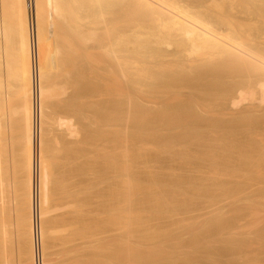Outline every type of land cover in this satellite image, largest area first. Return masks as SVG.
Returning a JSON list of instances; mask_svg holds the SVG:
<instances>
[{
    "label": "bare ground",
    "instance_id": "1",
    "mask_svg": "<svg viewBox=\"0 0 264 264\" xmlns=\"http://www.w3.org/2000/svg\"><path fill=\"white\" fill-rule=\"evenodd\" d=\"M54 28L56 29L54 30ZM57 37L58 40L61 38L62 40L57 41L55 39ZM197 69L200 74L192 75ZM210 74L214 79L208 80ZM202 77H207V80H201ZM101 91L103 93L101 95L107 96V98L104 96L107 105L110 103L107 102L108 97L112 99L110 100L113 103L109 104V110V105H105L104 102L109 111L105 109L104 113H100L104 120L97 117L99 113L97 110L103 108L97 109V100L95 101V97L98 96H96L97 92L101 93ZM84 95L88 97V103L86 102L82 106L78 103V108H75L77 107L75 106L77 103L74 104L75 99H81ZM68 97L75 98L74 103H71L73 105L69 104L74 108V110L71 109L73 110L71 112L69 108H67L69 112L66 108L64 109L67 107ZM84 101L85 98L82 103ZM161 103L162 105L171 103V108L177 107L170 108L167 112L168 106L166 105L165 110H160L159 107H155V110L154 106ZM220 103H227V105L238 107L240 110L250 106H253L252 108L259 107V109L264 107V0H0V264H14L15 256H19L15 255L16 252L13 253L16 251V248L13 250V247H16L13 245L14 242L10 243L11 246L8 244L9 241H13L14 236L9 233L12 234L14 229L11 230L10 227L16 221L17 231L20 235L18 236L20 240L17 239L21 241L17 243L21 244V246L17 245L20 247L17 250H20V254L25 252L20 255H24L25 258L28 255L27 251L29 252L27 264L28 262L30 264H50L47 261L48 248L50 247H48V241L66 231L70 234L69 236L64 234L65 238L67 240L71 238L70 240L73 241L69 240L68 242H72L73 246L82 243L81 248L85 247L83 251L89 249L87 253L91 248L90 253L94 252L95 244L93 242L97 243L96 241H98L99 243L100 240L105 242L102 248L96 250L100 254L94 252L93 256L98 254V258H103L98 259L97 255L95 259L98 260L91 259L93 258L92 254L88 255L89 259L86 258L83 251L82 256L85 258H82L81 251L78 252L81 250L80 244L78 245L80 249L76 247L78 251L75 253L77 252V254L74 253L76 248L74 247V249L71 245L70 248L73 250L69 248L68 251H64L70 252V255L73 251L72 257L74 254L76 257H79L77 255L81 257L77 258L78 260L75 259V262L69 261L72 264H113L116 262L117 264H146L147 262L152 264V261L159 260L158 252L151 256V250L149 252L147 250L145 253L143 249L144 255L146 254L143 257L142 251H140L141 253L137 251L139 248L136 246H144L143 240L148 243L155 240L152 242L155 245L163 235L161 231L154 228L157 219L159 218L158 223H160L162 218L160 219L157 215L154 217L150 209L144 213L145 209L142 208L145 190L149 186L144 187L146 178L142 179L145 182L142 185L143 181H140L138 174L145 172L142 169L143 162L138 163L140 152L145 145L142 128L146 126L145 135L149 137L151 132L155 130L157 132L160 127L166 128L165 131H167L171 127L178 126L177 123L180 120L186 119L187 123L188 119L190 123L189 119L191 121L196 119L199 129L204 123L203 119L205 118L203 117L206 116L202 113L210 114L219 110ZM218 104L219 108L216 109ZM225 108L230 107L225 105ZM252 108L248 109L252 111ZM169 110L172 114L168 113ZM220 114L215 113L214 115ZM170 115L178 118L179 121L175 122L172 119L168 123L167 117L169 119ZM200 115L202 116L200 117ZM216 117L220 118V116ZM199 118H203L201 123L197 121ZM243 118L245 117L240 120ZM216 119H211V124ZM165 120L167 121L165 122ZM207 120L209 121V119ZM245 120L250 121L247 118ZM218 122L216 123L218 124ZM101 123L107 125L100 128L101 130L106 129L109 136L114 134L113 141L110 142L111 135L107 142V144L113 143L109 146V148L111 147L109 151H113V153L111 152L113 156L109 151L105 152L109 158H112L110 162H114V174L110 177L112 182L110 190L108 191L109 187L107 189V197H104V193L101 192V198L97 202L100 203V199L104 201L101 202V206H106L107 209L106 207L104 209L109 211V214L111 213L110 217H107L109 220H105V228L103 226L104 218L103 223L102 218L99 219L101 222H97L99 221L97 219L98 226L99 223H102L101 226H103L102 228L99 226L100 230L96 226L94 227L97 224L94 223L97 216L95 214L101 212L100 215L105 213L107 216V212L103 208L100 210L99 204H97L99 211L95 207L98 191H95L93 173L91 172V177L82 179V175L84 176L86 171L82 172L80 176L77 170H74L77 174V181L72 178L73 176L69 177L75 181L73 183L71 180L73 183L71 186H69L71 184L69 181V187H66L59 184L62 179H57L55 166L59 165V159L65 161L67 160L65 158L69 157L67 156L68 143L72 144L73 151L76 149L73 153L75 156H72L74 160L82 153L84 156L90 155L91 159L98 158L96 147L99 137L97 136L106 133L104 131L105 133L102 134L103 131L98 130V126H101L98 124ZM196 123L194 122L195 127ZM183 125L185 124L183 123ZM192 126L193 124L191 128L189 127L191 130ZM150 128L154 129L150 131ZM109 130L113 133H110ZM185 130L186 132L183 129L184 133L180 135L181 137L188 133V127ZM195 130L196 134L194 135H197V129ZM156 132L155 135L158 133ZM188 136L190 135H186L187 140ZM158 138L161 137L158 136ZM177 139L179 138L177 137ZM181 139L177 141L181 140L182 142H180L183 143V138ZM102 140H100L101 144H105L102 143L105 137H102ZM173 140L174 138L171 139V142L175 143L176 140ZM187 140L184 142L186 143ZM191 140L189 139L188 143ZM133 150L137 152V155H134ZM100 159L102 158L100 157ZM107 160L104 159V162L106 163ZM60 162L62 161L60 160ZM68 165L70 166V163ZM157 177L155 178L157 179ZM104 178L106 179V177ZM155 182L159 187H162L159 189L167 187H164L165 181L164 185L160 183L163 186L157 181ZM153 186L158 188L157 185H150L148 190L153 192L151 189V187L154 188ZM181 191L183 190L181 189ZM56 192L59 195L60 193L69 195H64L67 197L66 199L61 198L65 199L64 201L61 199L55 201ZM148 193L146 196H152L153 199L152 193L150 195ZM108 196L112 201L111 204L108 203L109 200H105ZM154 198L156 200L159 198L157 193ZM161 198L163 200V197ZM176 198L177 195L175 198L173 196L175 201ZM11 199L14 200V207H16V209L14 208L16 218H13L16 219L15 222L11 218L13 215L9 213L13 208H10L12 204L9 203V200L11 202ZM57 201L60 203L57 204ZM157 201L156 205H159ZM102 203L110 204V206H104ZM141 208L143 214L140 211ZM65 210L68 211L66 214L63 212ZM59 212L64 215L69 214L68 221L65 222L66 226L63 225L64 223L62 224L64 215ZM147 212H150L148 215H152L153 218L150 219ZM11 213L13 212L11 211ZM58 213V217L60 216L59 218L62 219L60 222L62 227L59 225L61 219L58 221V218L55 217ZM138 214L148 217L150 219L148 221L151 222H153L152 219H155L156 223L153 222L155 226L147 220H141L143 218ZM100 215L98 214V217ZM54 217L58 221L57 224ZM65 217L67 218V216ZM52 218L54 224L51 222ZM168 218H171L170 220L174 224L177 221L174 220V217L172 219V215ZM10 220L11 222H9ZM191 220L188 222L190 224L185 223L188 228L189 226L193 227L192 223L195 218L193 221ZM261 220L263 219L261 218ZM184 221L181 220L176 224L182 227ZM163 223L161 222L162 225ZM172 223L171 228L168 225V230L177 226ZM160 225L157 226L159 230ZM12 227L14 228V226ZM162 227L165 230L166 225ZM183 228L185 229V226ZM172 230L179 234L176 228ZM165 233L170 234L172 231L170 230L169 233L166 230ZM195 237L198 239L200 236L195 235ZM10 238L11 240H9ZM60 239L61 237H59ZM67 240H62V244H64L63 241L67 243ZM135 241L143 244H136L137 250L133 245ZM194 241L192 242L195 243ZM55 243L53 242V246L56 248L57 244L54 245ZM84 243H92L94 246L90 244L92 246L86 245V248ZM66 245L64 244V246ZM98 246L99 244H97ZM176 246L179 248V245ZM175 248L174 251H178V248ZM183 248L182 245L181 250ZM183 252L185 251L183 250ZM55 253L57 252L55 251ZM11 255L14 258H10ZM23 257L19 258V261ZM60 257H64L63 254ZM74 257L69 260H74ZM61 258L58 259L61 260ZM12 259L15 261L13 262ZM24 259L20 261V264L23 261L26 264V259ZM137 259L139 260L137 261ZM170 261L169 264H174L176 260L173 262L170 259ZM51 262L53 263V261ZM176 263L178 262L176 261Z\"/></svg>",
    "mask_w": 264,
    "mask_h": 264
},
{
    "label": "rangeland",
    "instance_id": "2",
    "mask_svg": "<svg viewBox=\"0 0 264 264\" xmlns=\"http://www.w3.org/2000/svg\"><path fill=\"white\" fill-rule=\"evenodd\" d=\"M55 29L56 28H54V30ZM55 39L57 41L62 40V38L58 40V37ZM194 73L192 75H199L200 74V73H198V69L195 70ZM211 78L214 79L213 77H211V74H210V76H208V80L209 79L211 80ZM200 79L201 80H203V79L207 80V77L206 78L202 77ZM101 94H103L102 91H101V93L97 92L96 96L97 95L98 96L95 97V101L97 100L96 101V104H97L96 108L97 109L103 108L101 110H97V112H99L97 114V117L98 118L101 117V120H104V118L101 116L100 113L101 112L104 113L107 110L106 107L109 104L112 105L113 103H111L112 99L108 97L109 100H107V102L108 103L110 102V103L107 105V103L105 102L107 96L101 95ZM85 96L86 95L81 97L82 100L85 98L84 103H82V100L80 98H79L80 100L77 98L76 99L74 98L75 99V103H74L73 102L74 99H71L70 97H68L67 100H68V102L69 101L70 102L69 103L67 102V104H66L67 107H64V109L66 108V110L68 112H69V110H70V112L73 111L74 108H73V106H71V105H73V104H71L72 102L74 104L77 103V105H75L77 107L74 106L75 108H78V105H79L78 103H80V106L86 104V102L88 103V99H87L88 97L87 96L85 97ZM100 96H101V98H100ZM104 96H106V98ZM69 98H70V100H69ZM77 100H78V102H77ZM79 101H81V102H79ZM69 104H71V105H69ZM102 104L103 105L105 104L107 106L106 107H105V105L101 106ZM167 104H169V105H167ZM170 104L171 103H166V104L162 105V103H161V104H157L159 106H157V105L154 106V104H152V105L154 106V108L159 107L160 110H165L166 109L165 105H166V106H168V108L166 109V112H167V110L172 107V104L171 105ZM223 104L224 103H222V104L220 103V106H221L220 108H219V104L217 105L218 107L216 106L217 107L216 109L219 108V110H215L217 112H215V111L211 112L214 114L215 113L216 114L221 113L220 115H216V116H220V118L219 117L217 118L214 114H211V113L210 114L202 113V115L205 114L206 116L204 115L205 117H203L205 119L199 118V120H197V121H199V123L202 122V119L204 121V123H202L203 125L201 124V126H200L201 128H199V129H198L199 124H198V122L196 123V121H195L196 119L195 120L193 119L194 121H191V119H189L190 123L188 122V119H187V123H186V119H183V121L180 120V122L182 121V123H180V122L177 123L178 126L171 127V128H169V130L167 129V131H165L166 128L160 127L157 130L158 133L155 130V131H153L154 133L153 132L150 133L149 137H146V135H145V132L147 130L146 126H143L144 129L142 128V131L144 133L145 145L142 148L143 150L140 152L141 156H140V159L138 160V163L143 162L142 163L143 166L142 165L141 166H142V169L145 170V172L144 173H138V174L140 176L139 177L140 181H143L142 179H144V178L147 179V181L145 179V182L147 185L145 184L144 181H143V183L142 182L141 183H142V185L145 184L144 187L145 186L147 187L149 185L147 188L145 187L149 193L145 190V198L143 199V202H142V208L144 207L145 210L143 211V209L141 208L142 210H140V211L141 212L143 211L145 213L146 211H148L150 209V212L154 217L157 215L160 217V219L162 218V221L160 220V223H158L159 222L158 217H156V218H158L157 223H156L155 219H152V221L153 222L155 221V223H156V227H154V228L158 229V231H161V234H163V235H161L162 238L165 237V239L166 238L167 239L165 240V239L160 238L155 243V245H154V243H152V242H155V240L150 241L149 243L143 240V242L147 243V244L144 243L145 247L136 245V244H139V245H143V244H141L142 242L139 243V242L135 241L136 243L134 242L135 244L133 243V245L134 246L136 245L140 250L139 249L137 250L136 246L135 247L133 246V247L136 248V250L139 252L142 251L143 257L146 256V254L144 255V251L146 253L147 250H148V252L150 250L151 251L156 250L155 252L152 251L154 253H152L151 251H150V253L152 254L151 256H154L158 252V255H159L158 259L159 260L152 261L151 262L152 264H166V263L169 264L170 259L173 262H174V260H176L178 263H181V264H186L188 262H189L188 264H246V263L247 264H264V221H263L264 220V164H263L264 163V160H263L264 159V149H263L264 143L262 144V142H264V130H263L264 129V109H263L264 107L263 108L261 107L262 109H259V107L258 108H256V107L252 108L253 106L252 107L250 106L248 108L253 109L252 111H250L251 109L249 110L247 107H244L245 109L243 108L242 110H240L238 107L234 108V107L227 105V103H225L224 106H222ZM110 105L108 106V108L110 107ZM160 105H162L164 107H162ZM225 105H226V107H230V108H225ZM176 107L177 106H175V107L173 106V108H176ZM67 108H69V110ZM72 108H73V110H71ZM173 108H171V109H173ZM255 108H256V110H255ZM257 109H259V110H257ZM103 110H104V112H103ZM109 110H110V108H109ZM155 110H156V108H155ZM244 110H247V111H244ZM218 111H221V112L219 113ZM168 113L172 114V112L170 113V110L168 111ZM236 114H237V116H236ZM202 115H200V117ZM226 115H227V117H226ZM167 116L169 117V115H167ZM172 116L173 115H170V118ZM211 116H212V118H210ZM168 117H167V120H169L168 123H170L172 119H174L173 121H175V122H176V120H178V118H174V116L171 119L170 118L168 119ZM242 117H245V118L249 119L250 121L245 120V118H243V120H240ZM207 119H209V121ZM211 119L212 120L216 119L215 122L212 121L214 124H216L215 126H213L214 125L213 123H212L213 125L211 124V121H210ZM229 119H230V121H228ZM236 119H238L237 120L238 124L236 123ZM101 120H98V121H101ZM167 120H165V122ZM218 120H220V122L223 123V126L220 127V125H222V123L219 124L220 122H218ZM241 121H242V124L239 125V123H241ZM243 121H244V123H243ZM194 122L197 124L196 127L194 126ZM209 122L211 125L210 124L208 125ZM216 122H218L219 126ZM183 123L185 125H183ZM231 123H232V125H230ZM233 123H236V124L233 125ZM192 124H193L192 130L197 129V135H194V134H196V133H194V132H196V130L192 131L190 129ZM98 125H101L102 127L98 126ZM98 125L97 126L99 129L98 128L97 129L100 130L101 132L103 131L102 134L105 133L106 129H103V130H101V129L103 127H105L106 124L101 123ZM108 127L112 128L111 126H108ZM178 127H180L181 130H179L180 128L177 130ZM182 127H185V128H182ZM187 127H188V131H187L188 133H185V135H183L184 137H181L180 135H182V133H184V131L186 132L185 129H187ZM213 127H215V128H213ZM172 128H173V130H171ZM174 128H176V129H174ZM216 128H217V130H216ZM153 129L154 128H152V130ZM183 129H184V131H183ZM58 130H60V129H58ZM152 130L150 128V131H152ZM178 131H180V132H178ZM181 131H183V132H181ZM191 131L193 134L192 133L190 134ZM137 132H138V130H137ZM155 132L158 134V135L156 134L157 136L155 135ZM159 132L162 133L161 134L162 136L160 135ZM110 133H113V132L110 131ZM98 134H100L99 131H98ZM105 134H103V135L100 134V136H97V137H99L98 138L99 140H98V144L96 147V156H98L99 159L98 158H96V159L92 158L91 159L90 155L84 156V154L82 153L80 157H78L76 160H74V158L72 156H75L73 153H74V151H76V149H74V151H73L72 144L69 145V143H68L67 144V147H68L67 153L68 154L67 153L66 154L69 157L66 156L67 158H65V159H67V160H65V161H64V159H59L58 160L59 162L58 161L57 162L59 163L60 166L57 164H56L57 166H55V171L57 170L56 175L58 176L57 179H62L61 181H59V184L60 185L62 184L66 187L71 186L77 178V174L75 173L74 170H77V173L80 174V176H81L82 172L86 171L85 175L84 176L82 175V179H86V178L91 177L92 173H93V178L95 179L94 180L95 189H96L95 191L96 192L98 191L97 197H96V204H95V207L97 210H98V208H100V210H102V208L104 209L106 207L105 205L110 206V204L112 202V201H110V198L108 196V198H105V200H109L108 201V203H110L109 205L107 203L105 205L102 203V205L105 206V207H102L101 202H104V201H102L101 199H100V203H97V202H99V198H101V196H100L102 194L101 192L104 193V195H105V196L103 195L104 197H107L106 193L110 190V188H111L110 184L112 182L111 181L112 179L110 177L114 174V170H113L114 169L113 168L114 162H110V161H112V158H109L107 153H105L106 151L108 152L111 149V147L109 148V146L111 144L110 142H112L114 139V137H113L114 134H110V136L112 135V137H113V138L112 137L110 138L111 140L109 139L110 136L108 135V133H107V135H105ZM152 134H153V136H152ZM187 134H189L191 137L193 136V138L188 136L189 137L188 140L189 139L194 140V141L191 140L192 143L190 141L189 142L190 144L188 143V140L186 137ZM201 135H203V136L201 137ZM158 136H160L161 138L159 139ZM102 137L103 138L105 137L106 141L104 140V142H102L105 144H101L100 140H102ZM177 137L179 139L183 138V143H181L182 142L181 141L182 139H181L180 140L181 142L179 141L180 142V144H179V142L177 141L179 139H177ZM173 138H174L173 141L176 140V142H178L176 144L177 146L173 145L174 142L173 143L171 142V139H173ZM184 138H185V140H184ZM109 140H110V142H109L110 144H107V142ZM186 140H187V142L185 143L184 141H186ZM165 143H168V144L166 145ZM181 144H184L186 146H183ZM73 145L76 146L75 144H73ZM100 145H103L105 147L104 148L102 146L104 148V150H101L103 148ZM111 145H113V143ZM172 145H173V147H176V148H173ZM262 145H263V147H261ZM166 147H167V149H166ZM260 147H261V149H260ZM133 151H134L133 152L134 155H137V152L135 150H133ZM109 152L113 153V151H109ZM103 154H105L109 159L105 155L100 156ZM111 156H113V154ZM70 157H71V159H69ZM81 157L83 158V160ZM100 157L102 159H100ZM79 159H81V160L79 161ZM104 159L105 160L108 159L106 163L104 162ZM152 159H154V160H152ZM60 160L62 162H60ZM259 161H262V162H259ZM65 162H67L66 163L67 165L65 164ZM68 162L70 163V166L68 165L69 164ZM108 162H109V164H108ZM105 164H107L109 166L107 167V165L105 166ZM111 165H112V168H111ZM146 168H147V170H146ZM108 169H110V170L108 171ZM88 171H89V173H88ZM107 171H108V173H107ZM259 171H260V173H259ZM103 172H104V174H103ZM141 174H142V176L144 175L143 178H141L142 177ZM147 175H149V176L147 177ZM74 176H75V178H74ZM102 176L106 177V179H108V180H106L104 177L101 178ZM156 176H158L157 179L155 178ZM69 177H72L75 180H73L72 178L70 179ZM152 178H153V180H152ZM154 178H155V180H154ZM233 178H236V179L234 180ZM66 180L68 181V183ZM71 180L73 183L71 182ZM101 180H103V181H101ZM69 181L71 182V184ZM108 181H110V182H108ZM155 181H157L159 184L163 183L165 181V183L167 185L165 183H163V185L165 184L164 187L165 186H167V187H165L164 189H159L162 187H159ZM64 182L66 185L64 184ZM104 182L108 183L109 185L105 184ZM154 182H155V184H153ZM150 185H157L158 186V188L156 186H153L155 188V190L157 189L156 192H155L154 188H152V187H151V189H153V192L148 190V188H150ZM160 185L163 186L162 184H160ZM97 186H98V188H97ZM108 187H109V189H108ZM178 187H180V188H178ZM103 188L105 191L103 190ZM107 189H108V191H107ZM170 189H171V191H170ZM181 189L183 191H181ZM179 190H180V192H179ZM146 192L148 193V195H150L152 193L151 195H153V199L155 200V202L151 198L152 196L151 197L146 196V194H147ZM154 192H155V194H154ZM158 192L162 193V194H159ZM156 193H157V196L159 197L158 198L159 200L157 199L158 201L154 198V195H156ZM55 194L57 195L56 199L54 198L55 201L60 200L61 198L66 199L67 197H65V196L69 195V194H66V195L64 194L65 195L64 196L61 193L59 195L58 192H56ZM176 195H177V198L175 201V199H173V196L175 198ZM234 195H236V196H234ZM179 196H180V198H179ZM161 197H163V200H161L162 199ZM164 198H166L168 201ZM65 199H63V200L61 199V201H64ZM148 199H151L152 201L148 200ZM11 200H12L11 202L9 200V203L12 204V205H10L11 206L10 208L13 207L11 209V211L13 213H11V211L9 213L11 215H13V217H11L13 219V218H16L15 217L16 215H14V214H16V212H15L16 207H14V200L13 199H11ZM103 200H104V198H103ZM156 201L158 202L157 204H159V205H156ZM174 201H175V203H173ZM56 203L58 204V203H60V201L59 202L57 201ZM97 204H99V206ZM167 204L169 207L166 206ZM176 205H177V207H176ZM215 205H217V206H215ZM97 206H98V208H97ZM177 208H178V210H177ZM106 209H107V207H106ZM106 209H104V210H105V212H107L106 213L107 216L105 215V213L100 215L101 212H98L99 210L97 211L98 213L95 214V216L96 215L97 216L95 217L96 219H95L94 223L101 222L104 218V220H103L104 223L102 221L103 226H104L105 220L106 219L109 220L107 217H110V214H111V213L109 214L108 213L109 211H106ZM165 209H167V210H165ZM201 211H204V212H201ZM63 212H64V214H66L68 211L65 210ZM143 212H142V214H143ZM59 213L64 215L62 212H59ZM59 213L55 216L58 218V221L61 219V218H59L60 216L58 217ZM149 213L147 212L146 214L148 215ZM256 213L258 216L256 215ZM259 213L261 214L260 216H259ZM98 214L101 217L100 216L98 217ZM108 214H109V216H108ZM167 214H169L170 216ZM149 215H148V217L150 219L153 218L152 215H151L152 217ZM165 215H167V216L165 217ZM171 215H172V219L174 217L175 218L174 220L175 221L177 220L176 221L177 223L181 222V220H185L184 221L185 229L183 228L184 226L179 227L175 221H174L175 224L172 223V220H170L171 218L170 219L168 218V217H171ZM65 216H67V218ZM68 216H69V214L64 215L62 218L64 222H62V219H61L59 221V225H60V222H62V224L64 223L63 225L66 226L65 222L68 221L67 220ZM139 216H141V215H139ZM204 216H205V218H204ZM55 217H54V221H56V224H57L58 221H57V219H55ZM148 217H145L143 215V217H142L143 219H141V218L140 219L143 221L147 220V222H150L151 224H153L155 226V223L148 221V220H150ZM11 218H9V219H11ZM194 218H195V221H193ZM261 218L263 220H261ZM97 219L98 220L101 219V221L100 220L97 221ZM189 219L190 220L192 219L191 221H193V223L192 222L191 223L193 225L192 224L191 225L193 227L189 226V228H188V226H186L185 223L190 222ZM199 219H201V220H199ZM187 220H189V221H187ZM13 221L15 222L16 219H13ZM13 221H12V224H13ZM54 221L52 218L51 222L53 224L55 223ZM9 222H11V220ZM161 222L162 223L164 222L163 225L161 224ZM102 223H99L100 224L99 226H101ZM171 223L175 226L177 225L176 227H174L173 225L172 226H173V228H176V230L178 231L177 233H179V234L174 233L172 230L173 228H172V229H170L173 233V235H172V233H170V230L167 229L168 225L170 226ZM194 223L197 225H195ZM10 224H9V227H10ZM53 224H51V226ZM164 224L166 225L165 230L162 227V226H165ZM188 224H190V223H188ZM148 225H150V224H148ZM153 225H151V226H153ZM159 225H160V230H159V227H157ZM12 226H14V228ZM12 226L10 228H12L11 230L14 229L15 232H13L14 231L13 230L12 231L13 235L11 233H9V234L11 236H14V238H13V241L10 238L9 240H11L12 242L9 241L8 244L14 242L13 245H16V247L14 246L13 250L16 248L15 249L16 251H13V253L16 252L15 255L20 256L21 254H24L25 252L20 254V250H17L20 248V247H17V245L21 246V244H17L18 242L19 243L21 242V241H19L20 239L18 238V236H20V235L17 231V229H18L17 228V226H18L17 221ZM95 226L100 229V227L98 226V223L95 224L94 227ZM103 226H101V228ZM56 227H58V225H56ZM61 227H58V228H61ZM105 227L106 226H104V228ZM97 228H95V229H97ZM170 228H171V226H170ZM100 230H98V232H100ZM163 230H164V232L162 233ZM166 230L170 234L165 233ZM174 231H175V229H174ZM197 231H198V234H197ZM164 233H165V236H164ZM64 234H68L67 236H69L70 232L68 233V231H66ZM64 234L58 235V236L61 237L62 240H65V239L67 240V238H65ZM194 234L197 235L198 237L199 236L200 237L198 239H196L197 237H195ZM58 236L52 237L48 241V247L49 246L50 247L48 248V258H47L48 260L47 261L50 264H54V262H56V261H58V262H56L58 264H59V262H60V264H68L72 261L75 262L76 260H78L81 257L85 258L86 256H87L86 258L89 259V256H90L89 254H92V256H93L94 252L98 253L99 251H96V250L98 248L100 249V247L102 248V245L104 246V244H105V242H103L104 240H100L99 243H98V241H96L97 243L93 242L96 247H97V244H99V246L96 248L92 243H90L94 246V248H93L94 252L90 253V251L92 250V248H91V250L87 253V251L89 250L87 248V246L91 247L92 245L84 243L85 246L87 245L86 246L87 250L83 251L85 247L82 249L81 248L82 243H78V245L79 244L81 245V246L79 245L81 250L78 251V249H77V248H79L78 245L74 244V246H73L71 244L73 241L70 240L71 239L70 237H69L70 239L69 238L68 239L72 242L71 243L68 242L69 240L66 241L67 243H70V244H67V243H65V241H63L65 245L67 244L69 246V247H66L67 245L64 246V244H62V240L61 239L59 240ZM173 236H175L176 238ZM56 237H57V239H56ZM62 237H64L65 239ZM194 239H195V241H194ZM160 240H162V241H160ZM192 241H194L195 243H193ZM53 242H56L54 245L57 244L58 248H57V245H56V248H55V246H53ZM101 242H103V243H101ZM157 243H158V245H157ZM192 243H193V245H192ZM148 244H150L149 246L151 249L149 248ZM175 244L179 245L180 249ZM258 244H260V245H258ZM71 245L73 248L77 247L76 248L77 250L74 248L75 249L74 253H75V251H78V252L81 251L80 252L81 257H80V255H77L79 257H76V255H75V254H77V252H76L73 255V257L75 256L76 258L74 257V260H72L73 259V257H72L73 251H71V253H72L71 255H70V252H68L69 253L68 254L67 252L64 251V250L69 249L71 247ZM182 245L184 247L183 250L185 252H183V250H181ZM10 246H11V244H10ZM51 247L52 248L54 247L53 250ZM175 247L178 248V251L177 250L174 251ZM59 248H61V249H59ZM73 248L72 249L70 248V250H73ZM54 249H57V250H54ZM143 249H144V251H143ZM55 251L57 253H55ZM82 251L84 252L85 257L82 256V254H83ZM165 252H166V256H165ZM27 253L29 255L28 251H27ZM96 253H95V255H96ZM62 254L64 257L61 258L60 255H62ZM99 254H100V252H99ZM12 255H14V254H12ZM12 255L10 258H14ZM28 255L26 256V258L23 257L24 255L20 256V257L18 256V257L19 258L23 257V259L25 258L26 260L25 259L24 260L27 264V261L29 260ZM158 255H156V256H158ZM96 256H93V258H91V257L90 258L95 259ZM18 257L15 256V260H16L15 263L20 264V261H22L23 259H21L19 261ZM98 257H99V255L97 256V258ZM17 258H18V261H17ZM58 258H61V260ZM69 258H72V259L69 260ZM101 258L102 257H100L98 259H101ZM98 259H95V260H98ZM12 260H13V262L15 261L14 259H12ZM80 260H83V259H80ZM138 260L139 259H137V261ZM179 260H181V261H179ZM183 260H185L184 261L185 263L182 262ZM51 261H53V263ZM176 261L174 262V264H178V263H176ZM21 264H25L24 261L21 262ZM28 264H30V263L28 262ZM70 264H72V263H70ZM113 264H117V262L113 263ZM146 264H148V262Z\"/></svg>",
    "mask_w": 264,
    "mask_h": 264
}]
</instances>
